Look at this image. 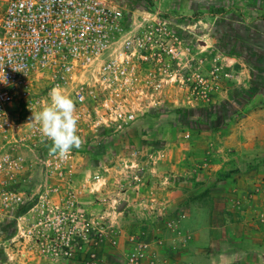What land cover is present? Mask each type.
<instances>
[{
  "label": "rangeland",
  "instance_id": "374dc122",
  "mask_svg": "<svg viewBox=\"0 0 264 264\" xmlns=\"http://www.w3.org/2000/svg\"><path fill=\"white\" fill-rule=\"evenodd\" d=\"M106 2L131 28L164 16L183 57L127 130H78L71 197L41 203L33 172L21 212L0 218V264H129L139 235L148 247L134 264H164L197 237L264 251V0ZM47 87L32 88L44 105ZM35 103L20 104L18 124ZM190 206L207 234L175 225Z\"/></svg>",
  "mask_w": 264,
  "mask_h": 264
},
{
  "label": "built area",
  "instance_id": "2783aa9c",
  "mask_svg": "<svg viewBox=\"0 0 264 264\" xmlns=\"http://www.w3.org/2000/svg\"><path fill=\"white\" fill-rule=\"evenodd\" d=\"M163 17L131 28L106 0H0V218L21 212L33 172L41 203L63 191L72 196L73 149L60 159L38 125L15 121L21 103L45 106L33 84L44 81L48 94L59 87L73 99L78 130H127L142 103L152 109L170 65L183 57L180 36ZM143 236L129 264L148 247Z\"/></svg>",
  "mask_w": 264,
  "mask_h": 264
},
{
  "label": "crops",
  "instance_id": "0c3cea01",
  "mask_svg": "<svg viewBox=\"0 0 264 264\" xmlns=\"http://www.w3.org/2000/svg\"><path fill=\"white\" fill-rule=\"evenodd\" d=\"M185 211V219L180 218L175 224H181L196 234H207L210 223L208 219H201L202 209L190 206L188 212ZM228 241L231 240L224 237H197L177 253L168 250L163 261L164 264H264V251L258 248L259 245L249 250L241 243Z\"/></svg>",
  "mask_w": 264,
  "mask_h": 264
},
{
  "label": "clouds",
  "instance_id": "9594fccd",
  "mask_svg": "<svg viewBox=\"0 0 264 264\" xmlns=\"http://www.w3.org/2000/svg\"><path fill=\"white\" fill-rule=\"evenodd\" d=\"M50 102L37 112H33L29 123L38 125L44 141H49V151L60 159L66 158L73 148L82 144L78 135V116L73 99L59 87L49 92Z\"/></svg>",
  "mask_w": 264,
  "mask_h": 264
}]
</instances>
